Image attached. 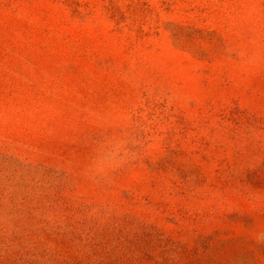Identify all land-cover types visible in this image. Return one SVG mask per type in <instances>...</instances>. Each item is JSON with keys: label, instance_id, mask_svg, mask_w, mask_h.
Listing matches in <instances>:
<instances>
[{"label": "rangeland", "instance_id": "rangeland-1", "mask_svg": "<svg viewBox=\"0 0 264 264\" xmlns=\"http://www.w3.org/2000/svg\"><path fill=\"white\" fill-rule=\"evenodd\" d=\"M0 264H264V0H0Z\"/></svg>", "mask_w": 264, "mask_h": 264}]
</instances>
